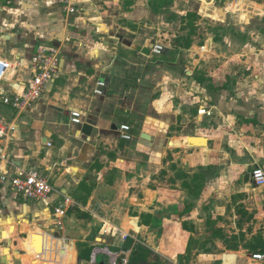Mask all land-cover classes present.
Masks as SVG:
<instances>
[{
    "label": "crops",
    "instance_id": "1",
    "mask_svg": "<svg viewBox=\"0 0 264 264\" xmlns=\"http://www.w3.org/2000/svg\"><path fill=\"white\" fill-rule=\"evenodd\" d=\"M218 1L73 0L77 11L70 13L63 0H0V58L12 64L1 82L7 94L30 81L40 44L61 53L59 75L33 108L0 102V125L7 128V159L0 160V264L19 257L21 248L32 255L33 225L42 257L37 262L34 255L31 264H51L52 258L59 264L79 258L78 264H109L104 253L93 260L97 245L128 264L138 242L161 251L165 264H182L178 255L193 237V255L205 257V264H258L252 254L264 253V186H255L251 173L264 168V93L254 98L255 83H238L245 93L240 106L228 98L229 89L211 90L195 79L202 72L214 87L230 88L232 82L229 69L217 78L203 60L211 58L218 21L234 18L244 32L251 4L225 0L220 7ZM252 2L264 18V0ZM202 35L208 38L199 45ZM155 43L164 46L161 55L152 52ZM98 80L107 82L104 96L94 94ZM252 103L261 108L254 114ZM231 109L243 123L231 120ZM73 111L94 123L97 134L83 135L71 122ZM125 124L130 141L121 138ZM190 137H205L207 144L193 145ZM201 167L206 186L200 196L191 195L180 173ZM31 168L54 186L47 198L25 199L1 182L7 171ZM66 199L72 204L59 223L55 209ZM211 230H221L223 240L205 252L200 244ZM234 235L238 250L225 243Z\"/></svg>",
    "mask_w": 264,
    "mask_h": 264
},
{
    "label": "built area",
    "instance_id": "2",
    "mask_svg": "<svg viewBox=\"0 0 264 264\" xmlns=\"http://www.w3.org/2000/svg\"><path fill=\"white\" fill-rule=\"evenodd\" d=\"M66 8L70 13L77 11L73 0H63ZM165 48L160 43L152 46V52L161 55ZM61 53L59 49L40 44L37 51L31 58L32 76L27 82L26 87L16 90L14 94H7L1 86V82L6 78L8 71L12 68L11 62L0 58V102L12 106L18 110L25 111L33 108L38 100L43 96L47 86L59 75L61 68ZM107 82L98 80L94 88V94L97 96L106 95ZM71 122L74 125L83 124V114L80 111L71 113ZM130 126L121 125V138L124 140H132L133 135L130 133ZM7 137V128L0 125V160H6L7 156L3 153V140ZM57 164H53V167ZM52 168V167H51ZM251 180L257 187L264 186V168L256 167L251 173ZM1 182L8 184L10 189L18 196L28 200H38L47 198L55 191L54 186L50 183L48 176L43 175L37 168L17 169L14 173L7 171L1 176ZM72 204L70 199H66L55 209V218L60 223L67 214V208ZM127 234L123 235L126 239ZM104 253L109 257V264H120V254L110 251L108 248L97 245L94 248L93 260L96 256ZM252 260L258 264H264V253L258 252L252 254ZM123 264H127L125 261Z\"/></svg>",
    "mask_w": 264,
    "mask_h": 264
},
{
    "label": "rangeland",
    "instance_id": "3",
    "mask_svg": "<svg viewBox=\"0 0 264 264\" xmlns=\"http://www.w3.org/2000/svg\"><path fill=\"white\" fill-rule=\"evenodd\" d=\"M252 1L253 0H248V3L251 4L249 7V11L251 13L249 15L250 17L244 18V21L246 22V23L244 22V27L246 28L244 32L240 31V29L238 30L236 29L235 23L238 24V22H236L234 18L225 20L224 22L219 20L218 27H217V33L214 32V35H212L213 37H215V43L212 46V53L211 54L209 53V55H211V58H207L205 59V61L203 60V62L207 66L206 69H209V67H211V70L213 72L217 71V75H216L217 78L223 77L225 73H227L226 69L227 70L229 69L228 71H230V74H231L230 78L232 79V82H230V88H229V92L227 96L228 98L230 97V99L234 98V100L237 98L240 106L242 105V103L245 102V99L243 101L241 99V95H245V93L242 92V90H240V86H238L237 88L238 83L244 84V82H247L248 80H251L252 83H255V86L252 87L254 91L250 92L252 93L251 96H253L254 98H258L257 96L261 97L262 96L261 93L262 94L264 93V82H263L264 80V18L256 15L258 13H261V10L255 9V7H253ZM225 3H226L225 0H220L218 1L217 5L222 7V6H225ZM247 18L248 20H246ZM214 26H216V24ZM213 28H216V27H213ZM225 29H227V32L225 31ZM232 30L235 32H233ZM202 32L205 33L206 31L202 28ZM242 33L244 36L242 37V40H241ZM245 35L248 38L245 37ZM229 36H231L232 38H230ZM206 38H208L207 35H202L201 39L198 41L199 45L204 44L206 41ZM201 50L203 49L201 48ZM207 51L209 52V50ZM202 54H204L203 51H202ZM258 82H261V83L258 84ZM256 84L258 85L256 86ZM246 86H247V83L245 87ZM260 90L262 91L261 93H259ZM252 104L254 105L249 106V110H250L249 112H252L254 114V111L258 110L260 107L257 105L258 103H252ZM236 114L237 112L234 111V109H231V114L229 115L234 116L232 117L231 120L233 121L234 119H236L237 120V122H235L236 125L243 123L241 119L239 120ZM221 125L223 124L221 123ZM240 128H241L240 126H238V128L234 127V129L231 130V133L235 134L237 130H240ZM190 169L191 168L185 167V170L192 172L193 170H190ZM183 172H184L183 174L180 173V176H182L181 179H186L184 174H188V173H186L185 171ZM228 187L230 188V186ZM183 188L187 192H190L189 189L185 187ZM226 194L227 192H224L222 198H224ZM204 209L205 211L209 212L210 206L209 207L207 206V208H204ZM209 218L210 216L207 215L206 226L204 225L205 227H209L210 225H213V223L212 224L210 223ZM203 224H204V220H200L199 226L202 227L201 225ZM53 225L57 231H60L63 228V227H60L61 225L57 223H54ZM171 233L177 236L176 232L173 231ZM23 237L27 238L26 233L23 235ZM152 251L154 255H158L159 257H161L160 256L161 251L159 253L160 255L157 254L156 250L155 251L152 250ZM16 252H18L19 253L18 255L20 256L14 257V259L13 257L11 258V256L10 258L7 257V264H31L30 261L35 258L34 255L28 254L22 248L18 249ZM178 259L180 260L182 264H205L204 262L207 261L205 257L200 258V260L199 258L194 257L193 250L192 249L189 250V246L185 254L178 255ZM101 260L102 258L99 256L98 261H101ZM50 263L59 264L55 258H52L50 260ZM76 264H78V260ZM208 264H210V261L208 262Z\"/></svg>",
    "mask_w": 264,
    "mask_h": 264
},
{
    "label": "trees",
    "instance_id": "4",
    "mask_svg": "<svg viewBox=\"0 0 264 264\" xmlns=\"http://www.w3.org/2000/svg\"><path fill=\"white\" fill-rule=\"evenodd\" d=\"M196 80L201 83L202 85L207 86V88L211 90H223V89H229L227 84L220 85L218 87H214L212 82L213 79L207 77L204 73L198 72L195 76ZM207 82H210V84L206 85ZM208 168V167H207ZM210 169V168H209ZM206 169L201 167L200 171L195 173V174H184L185 180L183 183V186L187 189L190 190L191 195L199 196L206 186V174H205ZM189 207L186 206V209L188 210ZM185 209V210H186ZM186 226V224H185ZM186 229V228H185ZM218 238L222 239L221 235V230H211L210 231V236L206 238V240L200 244V249L205 251V252H210L211 248H208L207 246L212 243L214 244V241L217 240ZM194 237L191 238V242L189 245V250H193V243H194ZM239 237L238 236H233L231 237V240H225L231 250H238L239 249V244L238 242ZM152 259V260H151ZM128 264H165L163 259L159 257L158 255H154L153 251L146 245L142 243H138L134 246Z\"/></svg>",
    "mask_w": 264,
    "mask_h": 264
},
{
    "label": "water",
    "instance_id": "5",
    "mask_svg": "<svg viewBox=\"0 0 264 264\" xmlns=\"http://www.w3.org/2000/svg\"><path fill=\"white\" fill-rule=\"evenodd\" d=\"M150 51H151V49H145L143 52L146 54H149ZM78 129L81 131V133L83 135L88 136V137L96 135L98 132L96 126L91 121H85V122H83V124L78 125ZM143 138L151 139L150 136H148L146 134L143 135ZM189 141L193 145L204 146L207 144V138H205V137H190ZM81 261H82V259L79 258L78 262H81Z\"/></svg>",
    "mask_w": 264,
    "mask_h": 264
},
{
    "label": "bare ground",
    "instance_id": "6",
    "mask_svg": "<svg viewBox=\"0 0 264 264\" xmlns=\"http://www.w3.org/2000/svg\"><path fill=\"white\" fill-rule=\"evenodd\" d=\"M11 224V223H10ZM13 228V225H11ZM32 237L29 242V246L31 248V254L36 256V261L40 262L41 261V247L39 243V231L36 226L33 225L32 227Z\"/></svg>",
    "mask_w": 264,
    "mask_h": 264
}]
</instances>
